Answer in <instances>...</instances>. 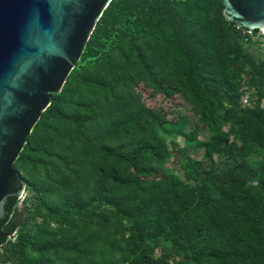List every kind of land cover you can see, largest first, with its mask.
Wrapping results in <instances>:
<instances>
[{
	"label": "trees",
	"instance_id": "1",
	"mask_svg": "<svg viewBox=\"0 0 264 264\" xmlns=\"http://www.w3.org/2000/svg\"><path fill=\"white\" fill-rule=\"evenodd\" d=\"M223 8L222 0L110 2L76 74L52 96L15 163L32 206L18 219L19 198L8 199L0 258L15 257L7 244L17 228L23 236L35 226L32 242L46 244L32 264H116L120 237L133 243L131 255L161 236L185 246L188 256L177 264H264V196L246 188L254 175L242 165L244 173L229 183L189 184L188 175L167 166V136L182 135L206 154L216 145L185 134L187 118L169 120L137 91L150 79L165 98L182 96L200 122L212 121V102L234 92L230 60L244 43V30L225 20ZM247 63L264 77V60ZM200 72L208 84L196 80ZM239 113L232 129L242 157L254 114ZM129 264H168V258L142 253Z\"/></svg>",
	"mask_w": 264,
	"mask_h": 264
},
{
	"label": "water",
	"instance_id": "2",
	"mask_svg": "<svg viewBox=\"0 0 264 264\" xmlns=\"http://www.w3.org/2000/svg\"><path fill=\"white\" fill-rule=\"evenodd\" d=\"M111 1L0 0V220L8 199L27 188L17 159ZM222 2L227 22L264 33V0Z\"/></svg>",
	"mask_w": 264,
	"mask_h": 264
},
{
	"label": "rangeland",
	"instance_id": "3",
	"mask_svg": "<svg viewBox=\"0 0 264 264\" xmlns=\"http://www.w3.org/2000/svg\"><path fill=\"white\" fill-rule=\"evenodd\" d=\"M165 15L169 13L166 12ZM249 58H256L259 62L264 60V33L252 35L248 43L234 47L228 73L234 92L228 98L215 99L212 102L213 120L207 123L199 121V116L195 115L190 104L182 96L165 98L160 91L151 86L150 79L144 80L138 86L137 91L148 107L166 114L169 120L174 117L187 118L185 134L196 133L199 140L216 145L215 151L206 154L205 150L195 148L182 135L167 136L171 153L167 166L184 179L188 175L187 182L191 185H197L205 178H210L215 185L229 183L233 175L244 173L242 165H245L254 175L246 188L253 194L264 196V77H259L253 72L247 63ZM75 74L76 70L70 75ZM195 78L203 85L208 84L206 74L202 72L197 73ZM246 99L249 106L244 103ZM246 109H250L254 114L251 116L254 128L246 135L245 146L250 148L249 153L241 157L236 154L235 147H240L242 141L237 129H232V122L242 120L235 119V116H242L239 111ZM26 197L25 191L17 203V214L23 216L22 220H24L25 208L32 206L26 201ZM20 227L8 239L9 244H7L10 251L16 252L15 257L12 260L0 258V264H32L45 253L43 250L45 239L39 238L36 242L37 246L32 242L36 227L32 226L29 234L23 236H20ZM125 234L126 239L129 236L128 229ZM117 243L119 249L113 251L116 264H129L142 253L153 260L162 255L166 256L168 264H177L188 256L183 244L173 243L165 236L156 240H147L143 248L131 255L129 252L133 243H126L121 237ZM71 262L65 260L58 264H71Z\"/></svg>",
	"mask_w": 264,
	"mask_h": 264
},
{
	"label": "built area",
	"instance_id": "4",
	"mask_svg": "<svg viewBox=\"0 0 264 264\" xmlns=\"http://www.w3.org/2000/svg\"><path fill=\"white\" fill-rule=\"evenodd\" d=\"M252 35H253V33H249L246 30L242 31L241 36H242L243 42L248 43L250 41V38ZM244 103H245V105L249 106L248 99L244 100Z\"/></svg>",
	"mask_w": 264,
	"mask_h": 264
}]
</instances>
